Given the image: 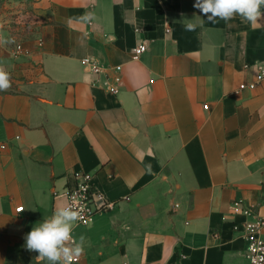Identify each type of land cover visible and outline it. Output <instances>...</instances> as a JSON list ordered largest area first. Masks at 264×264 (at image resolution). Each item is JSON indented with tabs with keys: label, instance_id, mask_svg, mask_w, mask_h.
<instances>
[{
	"label": "crops",
	"instance_id": "crops-1",
	"mask_svg": "<svg viewBox=\"0 0 264 264\" xmlns=\"http://www.w3.org/2000/svg\"><path fill=\"white\" fill-rule=\"evenodd\" d=\"M195 3L0 0V264H36L25 236L77 171L116 204L76 222L73 264H251L230 205L264 217V79L237 92L264 68V20Z\"/></svg>",
	"mask_w": 264,
	"mask_h": 264
},
{
	"label": "clouds",
	"instance_id": "clouds-1",
	"mask_svg": "<svg viewBox=\"0 0 264 264\" xmlns=\"http://www.w3.org/2000/svg\"><path fill=\"white\" fill-rule=\"evenodd\" d=\"M194 7L207 17L209 23L225 22L239 16L242 22L256 25L264 20V0H196ZM91 14H86L85 19ZM197 25L189 23L188 30ZM11 87V76L0 67V91ZM81 209L70 202H61L52 215L36 224L25 236L27 250L36 252V264H73L84 252V237L74 238L73 230Z\"/></svg>",
	"mask_w": 264,
	"mask_h": 264
},
{
	"label": "built area",
	"instance_id": "built-area-1",
	"mask_svg": "<svg viewBox=\"0 0 264 264\" xmlns=\"http://www.w3.org/2000/svg\"><path fill=\"white\" fill-rule=\"evenodd\" d=\"M19 51L23 50L22 44L17 45ZM148 49L147 42L138 44L134 48L136 58H139ZM92 71L100 74L104 66L90 58L84 61ZM260 71L255 80L250 82H242L239 84L237 92L245 89L254 90L259 83L264 79V68L259 67ZM109 91L117 93L119 87L117 85H108ZM208 107V105H205ZM19 137V136H18ZM4 146V145H3ZM77 182L74 186L68 187L64 194L67 197V202L72 203L76 208L81 209V215L78 224L89 225L93 223L96 216L113 209L116 202L109 199L105 193L95 187L92 182L93 175L87 171H77ZM23 210V206L17 208ZM230 211L234 215L244 217L241 228L235 225L242 233V237L246 241L245 255L250 260L251 264H264V217L257 211L254 205L244 203L242 200H234L230 205ZM79 257L75 258L74 262H78Z\"/></svg>",
	"mask_w": 264,
	"mask_h": 264
}]
</instances>
